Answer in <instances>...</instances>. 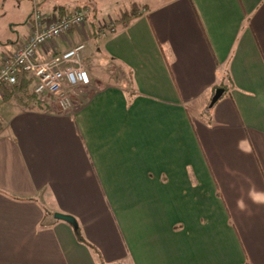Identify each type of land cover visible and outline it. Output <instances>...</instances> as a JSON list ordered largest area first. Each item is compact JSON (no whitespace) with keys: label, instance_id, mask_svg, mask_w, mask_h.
I'll use <instances>...</instances> for the list:
<instances>
[{"label":"crops","instance_id":"0c3cea01","mask_svg":"<svg viewBox=\"0 0 264 264\" xmlns=\"http://www.w3.org/2000/svg\"><path fill=\"white\" fill-rule=\"evenodd\" d=\"M37 2L84 11L36 59L83 44L96 91L69 113L1 88L0 264H264V0ZM31 10L0 0V67Z\"/></svg>","mask_w":264,"mask_h":264},{"label":"built area","instance_id":"2783aa9c","mask_svg":"<svg viewBox=\"0 0 264 264\" xmlns=\"http://www.w3.org/2000/svg\"><path fill=\"white\" fill-rule=\"evenodd\" d=\"M30 1L32 4L30 36L27 42L1 65L0 90L2 87L16 85L18 73L25 72L35 81L34 94L57 99L56 105L60 106L58 109L67 112L70 104L65 89L84 88L90 84L81 58L85 46L75 45L43 61H37L36 52L44 47L52 49L55 39L65 36L72 29H82L85 15L82 11H73L64 17L46 20L38 7L37 0ZM105 28V31L111 32L114 30V25L110 23Z\"/></svg>","mask_w":264,"mask_h":264},{"label":"rangeland","instance_id":"374dc122","mask_svg":"<svg viewBox=\"0 0 264 264\" xmlns=\"http://www.w3.org/2000/svg\"><path fill=\"white\" fill-rule=\"evenodd\" d=\"M116 1H118V0H101V3L99 4L98 11H97L98 16L100 18H102L103 20H107L108 21L109 17L113 16L114 4L116 3ZM108 24H110V23H108ZM82 63H83V61H82ZM83 67H84V69L87 72V68H86L84 63H83ZM106 68H107V66H103L98 71L99 74H97V76L99 75L98 76V77H100L99 79L102 80L103 77L105 75H108V74L111 75L112 77H116L119 80L127 78L126 74L124 72L122 73L123 76H121V74H119V70H115L114 71L113 69L108 70ZM106 73H108V74H106ZM95 91L96 90L93 89V85L91 84V81H90V84L88 86L84 87V88L65 89V94H66V96H67V98L69 100V104H70L68 112L69 113L74 112L77 108H79L81 106V104L85 100L84 97L86 98V97L90 96V94L92 95L93 92H95ZM46 98H48V97H46ZM48 99L51 102L50 108L54 109L57 112H62L61 109H58V107H60V106L56 105V100L57 99L54 100L52 97H49ZM49 208H51V207H49ZM47 214L51 215L50 211H47ZM49 215H46V218H48Z\"/></svg>","mask_w":264,"mask_h":264},{"label":"trees","instance_id":"16d2710c","mask_svg":"<svg viewBox=\"0 0 264 264\" xmlns=\"http://www.w3.org/2000/svg\"><path fill=\"white\" fill-rule=\"evenodd\" d=\"M137 11L131 9L129 12H125L122 16V18H129L132 19L134 17H136ZM85 22V21H84ZM98 32L102 35V33L104 32L101 31L100 29L98 30ZM35 86V81L32 78L31 75L25 73V72H19L17 75V83L16 85L9 87L10 92L12 95L16 96H21V100L19 102H21L20 104L22 106H24V108H29V109H36V110H40V111H47L50 108L51 102L49 101L48 98L44 97V96H38L36 94L33 93V89ZM91 96V94H90ZM84 97V101L83 103L90 97ZM82 103V104H83ZM44 212L47 214V211L44 210ZM45 225L40 224V228L44 227ZM75 237L76 240L80 243H84V240L82 239L81 235H80V231L79 229H77L75 231Z\"/></svg>","mask_w":264,"mask_h":264},{"label":"water","instance_id":"95a60500","mask_svg":"<svg viewBox=\"0 0 264 264\" xmlns=\"http://www.w3.org/2000/svg\"><path fill=\"white\" fill-rule=\"evenodd\" d=\"M220 92H221V91L218 90V91L214 94V96H213V98H212V100H211V104H214V103L216 102V100L218 99V97H219V95H220ZM53 218H54L55 220H57V221H62V222L67 223L68 225H70V226L74 229V231H76V230L78 229V225H77L75 219H74L73 217L69 216V215H64V214H60V213H55V214L53 215Z\"/></svg>","mask_w":264,"mask_h":264}]
</instances>
